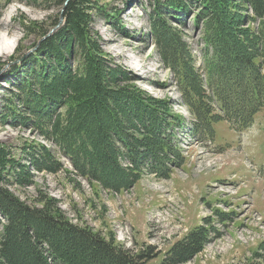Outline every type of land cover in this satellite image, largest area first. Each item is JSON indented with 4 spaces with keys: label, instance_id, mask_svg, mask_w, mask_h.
I'll use <instances>...</instances> for the list:
<instances>
[{
    "label": "rangeland",
    "instance_id": "obj_1",
    "mask_svg": "<svg viewBox=\"0 0 264 264\" xmlns=\"http://www.w3.org/2000/svg\"><path fill=\"white\" fill-rule=\"evenodd\" d=\"M70 1L0 0V145L7 151L13 170L28 168L29 172L24 184L12 178L4 186L30 204L38 195L54 197L73 223L99 231L133 253L152 247L151 253L157 256L144 264H161L172 245L194 229L206 231L207 239L201 252L187 264H264V108L243 131L219 120L211 140L199 137L196 129L200 121L184 101L174 71L163 60L158 44L162 40L156 29L162 20L166 21L165 29L175 28L179 43L172 39L173 44L195 59L204 77L207 30L204 24L195 25L193 15L181 12L183 24L170 21L172 12L167 9L161 11L163 17L158 16L154 0H89L86 8L90 34L114 65L131 78L118 83L147 91L160 101L159 109L179 115L173 134L179 141L176 151L180 163L169 176L158 177L142 169L132 173L128 186L118 189L102 180L90 181L65 152L68 144L81 141L72 136L75 141L69 138L63 143L53 142L38 128L45 118L37 117L32 112L34 107L28 108L25 94L20 101H13V94L19 93L18 86L24 80L29 88L39 91L40 86H34L33 81L41 77L40 64L45 62L52 68L55 57L41 51L40 59L29 63L33 56L29 54L40 49L48 34L62 29L66 20L63 16L61 22V13ZM229 2L249 16L244 27L258 28L259 18L250 21L256 14L246 0ZM191 5L193 13L201 6ZM76 49L70 46L64 50V57L73 67L84 58ZM257 63L264 74V57ZM16 68L17 80L12 85L9 72ZM33 70H37L35 74H31ZM39 96L43 98L44 93ZM60 105L56 106L58 111L66 113L68 106ZM125 110L129 115V104ZM122 164L126 167L128 162ZM105 169L102 173L107 178L116 176L111 164Z\"/></svg>",
    "mask_w": 264,
    "mask_h": 264
},
{
    "label": "trees",
    "instance_id": "obj_2",
    "mask_svg": "<svg viewBox=\"0 0 264 264\" xmlns=\"http://www.w3.org/2000/svg\"><path fill=\"white\" fill-rule=\"evenodd\" d=\"M154 1L158 16L163 17L161 11L168 9L173 16L170 21L183 24L181 12L191 14L195 25L204 24L207 30L203 77L195 59L188 58L181 46L173 44L172 39L179 43L175 28L165 29V20L159 24L151 21L160 32L158 38L162 42L158 44L163 60L174 71L184 101L196 121H200L196 129L199 137L211 140L214 124L219 120H226L239 132L247 129L255 114L264 108V74L257 63L258 58L264 57V0H246L256 14L250 21L259 18L257 29L244 27L249 16L238 11L236 5H230L229 0ZM88 2L71 0L65 5L63 28L45 38L34 54H29V57L33 55L29 63L40 59L41 51L53 55L52 68L41 63V77L33 81L34 86H40L39 91L29 88L24 80L18 86L19 93L13 94V101H20L25 94L29 99L25 104L29 109L34 107L32 112L45 118L42 124L48 126L38 124V128L53 142L63 143L72 136L81 141V144H68L65 152L78 172L90 181L102 180L118 189L128 186L134 177L132 173L138 174L142 169L158 177L169 176L180 163L176 151L179 141L173 134V124H177L179 115L159 109L160 101L147 91L118 83L131 78L114 65V60L103 53L97 39L90 34ZM195 3L201 6L193 13L191 4ZM70 46H76V52L84 56L76 67L64 57V50ZM65 59L67 62L63 64ZM17 73V68L9 72L13 76L12 85L16 83ZM41 93L43 98L39 96ZM59 104L68 106L66 113L58 111ZM127 104L131 108L129 115L125 110ZM7 156L0 145V216L5 221L0 218V264H144L157 256L151 253L152 247L146 252L133 253L101 232L73 223L52 196L38 195L31 204L22 200L4 184L12 178L24 184L23 180L29 177L28 168L13 170ZM123 161L128 162L126 167L122 166ZM108 163L113 166L115 177L107 178L102 173L106 172ZM206 239V231L192 230L172 245L161 264L191 262L201 252Z\"/></svg>",
    "mask_w": 264,
    "mask_h": 264
},
{
    "label": "water",
    "instance_id": "obj_3",
    "mask_svg": "<svg viewBox=\"0 0 264 264\" xmlns=\"http://www.w3.org/2000/svg\"><path fill=\"white\" fill-rule=\"evenodd\" d=\"M64 11V10H63ZM62 11V12H63ZM63 16H64V12L63 13H61V22L63 21ZM49 36H50V34H48Z\"/></svg>",
    "mask_w": 264,
    "mask_h": 264
},
{
    "label": "bare ground",
    "instance_id": "obj_4",
    "mask_svg": "<svg viewBox=\"0 0 264 264\" xmlns=\"http://www.w3.org/2000/svg\"><path fill=\"white\" fill-rule=\"evenodd\" d=\"M63 28V27H62ZM1 38V37H0ZM15 45H16V42L13 44V46L11 47V46H9V47H11V48H13V47H15ZM9 49V48H8Z\"/></svg>",
    "mask_w": 264,
    "mask_h": 264
}]
</instances>
